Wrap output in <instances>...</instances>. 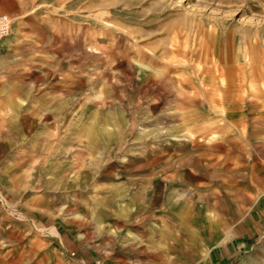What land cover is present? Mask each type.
I'll use <instances>...</instances> for the list:
<instances>
[{
  "label": "rangeland",
  "instance_id": "obj_1",
  "mask_svg": "<svg viewBox=\"0 0 264 264\" xmlns=\"http://www.w3.org/2000/svg\"><path fill=\"white\" fill-rule=\"evenodd\" d=\"M0 14V264H264V0Z\"/></svg>",
  "mask_w": 264,
  "mask_h": 264
},
{
  "label": "built area",
  "instance_id": "obj_2",
  "mask_svg": "<svg viewBox=\"0 0 264 264\" xmlns=\"http://www.w3.org/2000/svg\"><path fill=\"white\" fill-rule=\"evenodd\" d=\"M13 30V19L8 14H0V48L10 38ZM1 56V54H0Z\"/></svg>",
  "mask_w": 264,
  "mask_h": 264
},
{
  "label": "crops",
  "instance_id": "obj_3",
  "mask_svg": "<svg viewBox=\"0 0 264 264\" xmlns=\"http://www.w3.org/2000/svg\"><path fill=\"white\" fill-rule=\"evenodd\" d=\"M2 56H4V55H1L0 57H2ZM256 89H257V88H253V91L255 92ZM187 131H188L189 133H186V134L190 136L191 133H192L191 130L188 129ZM92 210H93V211H96V208H92ZM93 213H95V212H93ZM96 219H97V218H96ZM98 219H99V218H98ZM94 221H95V220H94ZM98 221H100V220H98ZM99 226H101V223H100V222H99ZM262 258L264 259V256H263Z\"/></svg>",
  "mask_w": 264,
  "mask_h": 264
},
{
  "label": "bare ground",
  "instance_id": "obj_4",
  "mask_svg": "<svg viewBox=\"0 0 264 264\" xmlns=\"http://www.w3.org/2000/svg\"><path fill=\"white\" fill-rule=\"evenodd\" d=\"M1 49H2V47L0 48V54H1Z\"/></svg>",
  "mask_w": 264,
  "mask_h": 264
}]
</instances>
